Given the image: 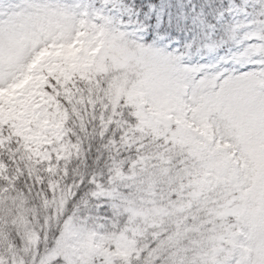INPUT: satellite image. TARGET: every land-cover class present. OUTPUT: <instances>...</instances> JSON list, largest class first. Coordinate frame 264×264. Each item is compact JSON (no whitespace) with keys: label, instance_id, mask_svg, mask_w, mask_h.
I'll return each instance as SVG.
<instances>
[{"label":"snow or ice","instance_id":"1","mask_svg":"<svg viewBox=\"0 0 264 264\" xmlns=\"http://www.w3.org/2000/svg\"><path fill=\"white\" fill-rule=\"evenodd\" d=\"M0 264H264V0H0Z\"/></svg>","mask_w":264,"mask_h":264}]
</instances>
